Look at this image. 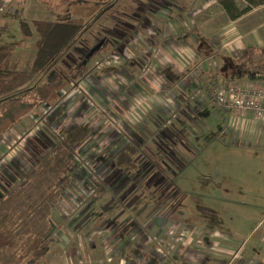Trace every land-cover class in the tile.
Wrapping results in <instances>:
<instances>
[{
  "label": "rangeland",
  "instance_id": "rangeland-1",
  "mask_svg": "<svg viewBox=\"0 0 264 264\" xmlns=\"http://www.w3.org/2000/svg\"><path fill=\"white\" fill-rule=\"evenodd\" d=\"M130 1L109 4L59 60L15 92L21 95L17 103L0 100V196L28 183L37 161L69 130L86 125L83 142L67 147L77 165L54 203V242L43 264H264V147L223 141L226 123L209 107L199 113V129L181 122L179 86L166 89L163 73L151 68L167 55L158 45L162 53L152 56L155 47L147 43L152 37L159 43L163 35L142 28L145 19L156 26L157 16ZM24 9L18 0H1L0 26L9 30L0 44L21 40L10 61L29 70L37 37L23 38L18 18L56 16L43 0H29ZM221 11L214 4L194 15L205 26L203 49L212 48V39L224 32L218 29L230 22ZM191 32L182 31L180 39ZM196 72L210 96L225 81L208 85L212 73L203 66ZM46 73L62 79L59 97L35 103L31 91ZM156 216L169 219L164 237L160 227L149 226ZM131 250L138 262L128 259Z\"/></svg>",
  "mask_w": 264,
  "mask_h": 264
},
{
  "label": "trees",
  "instance_id": "trees-1",
  "mask_svg": "<svg viewBox=\"0 0 264 264\" xmlns=\"http://www.w3.org/2000/svg\"><path fill=\"white\" fill-rule=\"evenodd\" d=\"M43 1L56 16L54 20L34 19L29 22L18 18L22 37L25 39L37 37L36 54L31 69L21 70L17 64L10 61L14 51L23 43L21 40L0 44V100L11 105L17 103L21 96L15 92L59 60L96 17L101 16L115 0ZM239 1H243V4ZM217 2L230 20H236L264 4V0H217ZM8 30V25L0 26V36L6 34ZM231 63L234 71L220 84L234 83L237 79L246 78L264 81V46L246 45L239 56L232 58ZM46 76V81L36 85L31 91L35 103H54L59 97L58 88L62 79L58 78L59 75L54 79H50L51 75L48 73ZM59 109L62 107L50 116L51 121L61 113ZM88 133L90 128L86 125L69 130L67 136H61L62 141L55 145L52 152L48 151L37 161L27 175L28 183L0 196V264H43V257L49 254L51 244L54 242L52 237L54 203L62 195L64 189L62 182L67 178V173L74 170L77 165L74 159L68 157L67 147L83 142ZM132 161L133 157L119 164ZM147 182L149 183V180Z\"/></svg>",
  "mask_w": 264,
  "mask_h": 264
},
{
  "label": "crops",
  "instance_id": "crops-1",
  "mask_svg": "<svg viewBox=\"0 0 264 264\" xmlns=\"http://www.w3.org/2000/svg\"><path fill=\"white\" fill-rule=\"evenodd\" d=\"M27 1L29 0H18V3L24 9ZM175 1L177 2L174 5ZM148 3L150 4L148 5ZM137 4L145 5V9H147L149 13H153L157 16L156 20L158 24L156 26L151 25L150 21L145 19V21L142 22V28L155 27L158 31H160V34L163 35L162 39L159 40V43L155 42L154 37H152V41L150 40L147 43V45L150 44L149 47L151 50L152 44L154 45L153 47L156 48L155 51V48H153L152 56L155 55L156 57L157 54L161 52H159V49H164L167 55L164 56V58L161 56V64L156 63L157 65H152L151 68L154 69L157 67V69L163 73L161 76L167 80L166 89H168V87L179 86L180 89H177L182 93L180 96H176V98L177 106L178 108L180 107V114L182 116L179 117L181 122H187V120H189L199 129V120H202L199 118V113L203 109L207 110L206 107H209L214 110L212 112V114H214V118H220V120H223L226 123V127L221 129L219 133V136H224L222 138L223 141L231 142L232 145H247L248 147L257 146L259 148H263L264 119L258 118L250 112L236 113L232 110L219 107L214 102L212 95L210 96V94H208L209 89L205 92L203 84L206 82H204L197 75H193V73H197L196 69L203 66L208 73H212V75L210 74L211 76L208 77V85H214L217 82H222L223 80L226 81V77L229 75L231 76V73L234 70L233 68H228V63L231 58L239 56L241 51L248 44L264 46V4L255 7L249 13L236 20H229V24L225 27L219 28L218 30L220 31L224 29V32L220 33L221 37L218 39H212V43L210 41L212 48L209 49H203V46L205 45L200 41V30L201 27L205 28V26H201L199 21H195L194 15L200 14L202 10L214 4L219 6V8H222L218 4L217 0H134V2L130 1L129 3L130 6ZM175 8L178 9L177 12L175 11ZM175 12L177 13L176 16ZM221 12L225 14L223 9ZM132 27L135 28V26ZM185 30L192 32L190 34L183 35L184 38L180 39L182 31ZM195 30H198V34L194 35ZM158 45H160L161 48L157 49ZM187 56L193 59L192 62H188L189 60L187 59ZM33 59L30 64V69L32 67ZM207 59L212 60V65L205 66ZM185 73H189L191 77L189 76L188 78L187 74V76L184 77L183 75H185ZM235 82L250 85L264 84V81L250 80L247 78L242 80L237 79ZM181 83L185 85L184 89L180 87L179 84ZM219 85L221 84H218L217 86ZM203 98L206 100H203ZM180 133H184L183 130L180 131ZM187 133L188 132H186V134H182V139H185V141H187L185 138ZM195 139L196 138H193L192 141H196ZM183 145H185V149L189 147L186 143H183ZM168 220L169 219H166L165 217L161 218L160 216H156L151 220L149 226L155 227L156 230L157 227H160V230L162 231L159 237H164L167 234L164 233V229L168 225ZM139 250V252H141V249ZM156 251H158L156 247L150 250L152 254H155ZM128 252L131 253L127 255L128 259L138 262V256L134 255L137 252L134 254L133 250ZM146 258L147 257L145 256V259ZM164 260L165 262L167 261L166 259ZM147 261H154V257L150 260L147 258Z\"/></svg>",
  "mask_w": 264,
  "mask_h": 264
},
{
  "label": "built area",
  "instance_id": "built-area-1",
  "mask_svg": "<svg viewBox=\"0 0 264 264\" xmlns=\"http://www.w3.org/2000/svg\"><path fill=\"white\" fill-rule=\"evenodd\" d=\"M216 105L225 107L236 113L252 112L264 118V86L229 83L212 87Z\"/></svg>",
  "mask_w": 264,
  "mask_h": 264
}]
</instances>
